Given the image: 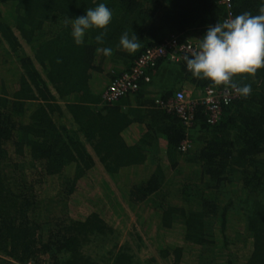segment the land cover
I'll return each mask as SVG.
<instances>
[{
  "label": "trees",
  "instance_id": "16d2710c",
  "mask_svg": "<svg viewBox=\"0 0 264 264\" xmlns=\"http://www.w3.org/2000/svg\"><path fill=\"white\" fill-rule=\"evenodd\" d=\"M219 1L0 0V264H157L154 253L167 264H264V69L236 79L252 94L223 107L213 125L200 104L189 128L156 104L187 82L213 86L185 61L161 59L135 92L102 101L166 38L199 47L207 26L226 19ZM101 2L111 23L77 46L71 19ZM260 7L231 0L230 12L256 15ZM125 32L141 41L134 54L119 47ZM102 172L152 251L137 225L122 239L109 221L103 200L117 201L96 180Z\"/></svg>",
  "mask_w": 264,
  "mask_h": 264
},
{
  "label": "clouds",
  "instance_id": "9594fccd",
  "mask_svg": "<svg viewBox=\"0 0 264 264\" xmlns=\"http://www.w3.org/2000/svg\"><path fill=\"white\" fill-rule=\"evenodd\" d=\"M260 4L259 14L244 12L207 26L205 34L198 39L199 50L184 58L187 70L214 86L231 88L238 96H250L252 85L239 84L236 79L254 77L264 69V0ZM112 19V10L103 2L88 8L85 15L70 21L74 43L83 45L89 31L107 29ZM105 35V31H100L95 37L96 43L102 45ZM119 47L134 54L141 47V41L134 33L130 37L125 32ZM97 51L105 57L113 55L110 47H99Z\"/></svg>",
  "mask_w": 264,
  "mask_h": 264
},
{
  "label": "built area",
  "instance_id": "2783aa9c",
  "mask_svg": "<svg viewBox=\"0 0 264 264\" xmlns=\"http://www.w3.org/2000/svg\"><path fill=\"white\" fill-rule=\"evenodd\" d=\"M219 2L226 7V18L232 17L233 15L230 12L231 0H220ZM198 50L199 47L196 43H183L175 36L166 38L161 45L146 50L139 56L134 62L130 72L116 78L105 90L102 101L104 103H110L135 92L138 88V79L142 77L149 68L154 67L159 60L168 59L174 63L183 62L186 56H190ZM240 98L241 96L236 95L229 87L213 85L205 88L199 99L192 98L185 90H178L174 94V98L167 103L156 100V104L166 111L176 114L182 125L185 128H189L192 125L194 108L197 104L204 107L206 121L208 124L213 125L221 119L223 107ZM189 147V142L184 141L181 149L185 151ZM27 264L32 263L29 262Z\"/></svg>",
  "mask_w": 264,
  "mask_h": 264
},
{
  "label": "rangeland",
  "instance_id": "374dc122",
  "mask_svg": "<svg viewBox=\"0 0 264 264\" xmlns=\"http://www.w3.org/2000/svg\"><path fill=\"white\" fill-rule=\"evenodd\" d=\"M100 174H101L102 178L100 179V181L98 178H96V180H98V182H100V184L102 183V181H103V184L104 183L107 184L109 189H111L113 191L115 200L117 201V202H113V198L111 197V195H109L107 197V199L104 198L105 200H103L102 205L107 207V212L109 213L108 217L109 218L111 217V220H109V221L111 223H113V225L116 227L117 231L120 232L122 239H124L126 237L127 231H129L130 229H134V227H131V226L137 225L135 223V221H136L135 212L133 209H131L125 205V203H124L125 201H123L122 197H120L118 190L116 189V187L112 183V180H110V178H108V176L105 175L103 172ZM113 203H117V204L119 203V205L123 208V211L125 214L124 215L121 214V215L117 216L118 205L115 207ZM121 219H122V221H120ZM136 229H137L136 232H138L142 236V239L144 240L145 245L149 246L150 251H152L153 249L151 247L154 246L152 244V239L148 235L145 234V231L143 229H141V225L138 224L136 226ZM132 233H133V231H132ZM149 254H150V252H148V250H144V251H142L141 256H146ZM154 256L157 257V262L159 261L157 264H167V260H165V261L161 260L156 255V253H154Z\"/></svg>",
  "mask_w": 264,
  "mask_h": 264
},
{
  "label": "crops",
  "instance_id": "0c3cea01",
  "mask_svg": "<svg viewBox=\"0 0 264 264\" xmlns=\"http://www.w3.org/2000/svg\"><path fill=\"white\" fill-rule=\"evenodd\" d=\"M178 90H185L186 92L189 93V95L194 98V99H199L202 95V91L199 90V89H196L195 86H193L191 83L187 82L185 83L183 86L180 85L179 89ZM135 128V132H134V135L130 136V140L129 141H134L138 136V132L141 131V129L143 130V126H134ZM140 135V134H139ZM137 136V137H135ZM129 139V138H128ZM163 143V142H162ZM161 143V148H163V144Z\"/></svg>",
  "mask_w": 264,
  "mask_h": 264
}]
</instances>
